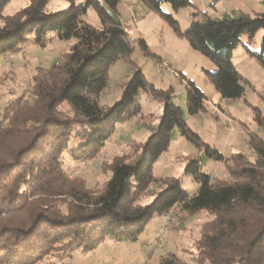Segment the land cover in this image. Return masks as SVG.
<instances>
[{
  "label": "trees",
  "instance_id": "1",
  "mask_svg": "<svg viewBox=\"0 0 264 264\" xmlns=\"http://www.w3.org/2000/svg\"><path fill=\"white\" fill-rule=\"evenodd\" d=\"M11 1L0 0V55L17 53L30 32H35L34 42L42 47L51 30L60 40L76 42L62 63L36 79L32 102L16 101L0 113V264L63 259L78 248L92 252L109 239L136 243L156 214L165 215L175 208L187 217L203 211L214 216L201 229L197 264H264V139H250L255 163L243 154L226 158L205 145L209 158L228 166L225 179L213 180L201 173L195 160L187 170L202 183L194 196L186 195L180 182L169 178L163 181L167 188L151 203L140 204L156 181L153 165L168 151L175 125L190 142L203 144L172 103V89L156 88L133 62L129 34L118 16L107 11H116L119 0H86L84 5L72 3L66 11L50 14L45 11L49 0H31L5 16ZM141 1L215 65V71L207 75L223 100L244 97L245 78L232 57L243 35L251 40L264 30V14L249 17L234 11L212 18L207 12H196L183 31L162 6L170 4L177 13L194 7L191 0ZM90 7L97 11L101 29L83 21ZM139 44L145 56H150L146 41L141 39ZM245 50L264 67V37L260 53L247 45ZM120 60L135 67V74L125 85L122 99L106 110L100 107L99 98L108 86L111 67ZM187 85L189 113H207L204 93L192 81ZM141 91L162 103L164 111L151 136L138 145V155L115 158L108 166L111 176L99 193L88 189L84 180L67 176L66 152L70 151L75 162L92 161L119 123L141 117L142 107L136 102ZM254 112L264 127L260 111L255 108ZM153 264L187 263L169 253Z\"/></svg>",
  "mask_w": 264,
  "mask_h": 264
},
{
  "label": "rangeland",
  "instance_id": "2",
  "mask_svg": "<svg viewBox=\"0 0 264 264\" xmlns=\"http://www.w3.org/2000/svg\"><path fill=\"white\" fill-rule=\"evenodd\" d=\"M30 1L12 0L4 15L15 14L29 5ZM191 1L194 7L184 8L177 13L172 11L170 4L162 6L165 13L173 15L183 31L189 28L196 12H207L212 18L234 11L249 17L264 14L261 0ZM85 2L86 0H49L45 11L49 14L64 12L72 3L84 5ZM107 9L112 17L118 16L122 27L129 34L134 46L132 60L142 70L145 79L158 89H172V103L181 109L187 128L203 144L200 147L190 142L182 135L181 128L175 125L168 151L153 165L156 181L150 185L140 204L151 203L159 192L167 188L163 181L169 178L177 179L185 194L194 196L202 186L201 180L187 171L195 160L199 162L201 173L210 175L213 180L225 179L228 176V166L209 158L205 145L216 149L226 158L243 154L250 162L255 163L257 155L250 139L252 136L264 139V127L255 120L254 112L255 108L258 109L264 118V67L249 56L245 46L260 53L264 30H259L251 40L243 35L232 57L237 70L245 78L244 97L223 100L207 75V72L215 71V65L200 52L193 50L186 39L180 38L143 1L119 0L116 11ZM136 13L139 15H135ZM82 19L98 29L102 28L100 17L93 7L88 9ZM141 39L149 47L151 55L148 57L139 44ZM34 40L35 32H30L26 43L17 53L0 55V113L16 101H31L36 79L47 74L53 65L62 63L64 55L76 42L75 39L60 40L52 30L44 39V47L35 44ZM159 64L166 68L159 71ZM135 70V67L123 60L111 67L108 86L99 98L100 107L107 110L122 99L124 87L133 78ZM180 75L182 80L179 79ZM187 81H192L204 93L207 113H189ZM136 102L142 107L141 117L124 124L119 123L117 132L95 159L75 162L70 151L64 154V171L67 176L84 180L88 189L99 193L111 176L108 166L115 158L131 159L138 155V145L145 142L151 136V130L160 124L164 105L144 91L139 93ZM61 109L69 111L65 106ZM213 218L206 211L187 217L175 208L165 215L156 214L136 243L109 239L92 252L78 248L63 259L53 258L40 264H153L169 253L176 254L184 263L197 264L196 245L201 229L204 223Z\"/></svg>",
  "mask_w": 264,
  "mask_h": 264
},
{
  "label": "built area",
  "instance_id": "3",
  "mask_svg": "<svg viewBox=\"0 0 264 264\" xmlns=\"http://www.w3.org/2000/svg\"><path fill=\"white\" fill-rule=\"evenodd\" d=\"M165 68H166L165 65H163V64H159V67H158L159 71H162V70H164Z\"/></svg>",
  "mask_w": 264,
  "mask_h": 264
},
{
  "label": "crops",
  "instance_id": "4",
  "mask_svg": "<svg viewBox=\"0 0 264 264\" xmlns=\"http://www.w3.org/2000/svg\"><path fill=\"white\" fill-rule=\"evenodd\" d=\"M134 4H136V3H134ZM135 15H137V16H138L139 14H137V13H136ZM189 45H190V44H189ZM190 47H191V45H190ZM191 48H192V47H191ZM192 49H193V48H192ZM193 50H194V49H193ZM233 55H234V54H233Z\"/></svg>",
  "mask_w": 264,
  "mask_h": 264
}]
</instances>
